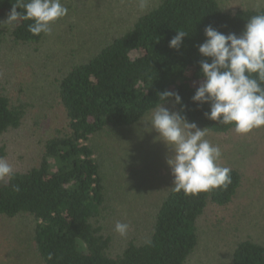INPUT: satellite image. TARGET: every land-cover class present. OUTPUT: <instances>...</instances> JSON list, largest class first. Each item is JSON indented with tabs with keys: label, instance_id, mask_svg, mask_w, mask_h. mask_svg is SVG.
Wrapping results in <instances>:
<instances>
[{
	"label": "trees",
	"instance_id": "16d2710c",
	"mask_svg": "<svg viewBox=\"0 0 264 264\" xmlns=\"http://www.w3.org/2000/svg\"><path fill=\"white\" fill-rule=\"evenodd\" d=\"M15 3L0 0V14L9 15ZM260 13L264 4L225 10L218 0H159L90 57L63 70L57 93L65 129L44 142L37 164L0 181V218L31 220L41 264H189L200 243V220L209 209L226 210L234 203L242 187L240 171L228 167L232 182L227 189L185 195L171 187L145 237L117 240L106 225L104 164L93 139L136 126L162 103L157 94L165 91L182 97V104L172 97L165 107L199 128L214 134L234 131V125L205 117L209 104L192 101L203 82L200 61L206 59L198 46L207 26L239 36L250 17ZM28 23L15 22L13 40L41 43L45 34H31ZM177 30L189 34L179 50L169 47ZM27 111V104H13L0 92V137L19 129ZM230 264H264V241H239Z\"/></svg>",
	"mask_w": 264,
	"mask_h": 264
},
{
	"label": "rangeland",
	"instance_id": "374dc122",
	"mask_svg": "<svg viewBox=\"0 0 264 264\" xmlns=\"http://www.w3.org/2000/svg\"><path fill=\"white\" fill-rule=\"evenodd\" d=\"M218 1L225 10L264 4V0ZM158 2L148 0L147 9ZM61 3L68 9L67 16L52 24V33L39 44L16 43L11 35L15 22L9 24L8 15L0 14V92L13 104L28 105L21 127L0 137V157L14 171L37 164L44 142L66 127L57 93L63 70L90 57L101 42L123 32L143 12L137 0ZM151 115L134 127L107 131L93 139L104 164L106 225L117 240L145 237L157 206L173 187L166 162L172 152L156 140L158 133L147 128ZM206 133L205 138L221 148L220 166L236 168L243 181L228 209H209L200 220V243L189 264H230L239 241L247 237L264 241V126L244 135ZM117 222L129 225L126 236L114 230ZM31 234L29 218H0V264H41Z\"/></svg>",
	"mask_w": 264,
	"mask_h": 264
},
{
	"label": "clouds",
	"instance_id": "9594fccd",
	"mask_svg": "<svg viewBox=\"0 0 264 264\" xmlns=\"http://www.w3.org/2000/svg\"><path fill=\"white\" fill-rule=\"evenodd\" d=\"M137 2L140 11L147 9L148 0ZM18 8L22 11L18 12ZM67 14L68 9L61 0H16L6 21L9 24L18 19L31 21L27 25L31 34L50 35L52 24ZM204 31L206 39L198 46L199 53L206 58L200 61L203 82L192 101L198 105L209 104L210 111L204 113L205 117L219 124L234 125L237 134L261 128L264 126V13L250 17L239 36L221 33L211 25ZM188 35L177 30L169 47L179 50ZM157 95L162 103L154 109L146 126L150 132L158 133L156 140L172 152L166 162L174 177L173 190L197 195L227 189L232 182L231 169L219 164L221 148L205 138L206 128H199L179 112L165 107L172 97L177 104H182L179 93L165 91ZM13 175L12 165L0 157V180ZM128 229V224L117 222L114 230L123 237Z\"/></svg>",
	"mask_w": 264,
	"mask_h": 264
}]
</instances>
